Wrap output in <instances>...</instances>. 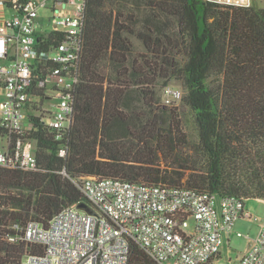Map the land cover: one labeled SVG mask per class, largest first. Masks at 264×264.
<instances>
[{"label": "trees", "instance_id": "1", "mask_svg": "<svg viewBox=\"0 0 264 264\" xmlns=\"http://www.w3.org/2000/svg\"><path fill=\"white\" fill-rule=\"evenodd\" d=\"M65 40L51 31L37 47ZM57 66L41 58L32 66L30 94L41 99L31 103L20 137L34 142L36 169L0 167V264L42 252L9 237H21L31 220L46 225L65 206L85 203L74 182L83 176L264 199V6L85 0L83 50L64 71L77 79L72 121L59 132L43 112ZM172 79L183 88L178 106L162 102ZM186 109L193 140L182 125ZM127 264L157 263L132 244Z\"/></svg>", "mask_w": 264, "mask_h": 264}, {"label": "built area", "instance_id": "2", "mask_svg": "<svg viewBox=\"0 0 264 264\" xmlns=\"http://www.w3.org/2000/svg\"><path fill=\"white\" fill-rule=\"evenodd\" d=\"M0 3L4 11H13L0 14V89L4 96L0 125L6 131L0 135V167L35 170L34 142L20 137L27 128L31 103L41 99L30 94L32 66L36 58L58 64L48 82L54 79L59 102L45 121L59 132L72 121L71 90L77 79L64 71L75 67L83 50L85 0ZM70 4L72 9L67 10ZM41 7L53 12V27L47 33L37 31ZM51 31L64 33L66 40L43 51L37 47L38 38ZM180 98V91L163 87L164 104L172 105ZM74 182L88 209L68 205L46 225L29 221L21 237L9 239L39 244L43 250L26 252L11 264H127L132 244L157 264H212L231 233L247 237L235 230L236 221L256 219L245 208L244 199L235 195L96 176ZM236 264H264V217Z\"/></svg>", "mask_w": 264, "mask_h": 264}, {"label": "rangeland", "instance_id": "3", "mask_svg": "<svg viewBox=\"0 0 264 264\" xmlns=\"http://www.w3.org/2000/svg\"><path fill=\"white\" fill-rule=\"evenodd\" d=\"M254 4L257 7H261L263 4L262 0H254ZM264 6V5H263ZM59 9H62L61 6H58ZM67 10L72 9V5L66 7ZM138 13L143 11V8L136 9ZM12 10L6 9V14H12ZM52 15L53 12L48 7H41L38 10L37 17V31L47 33L52 27ZM132 41L135 44L137 50H141V43L136 39L132 38ZM54 79H51L47 84L46 94L47 98L43 99V112L45 116H49V112L53 111L56 105L59 102V98L56 97L55 92L52 91V88L55 86ZM173 89L180 91L181 95L183 94V88L179 81L170 80L168 83ZM161 93V92H160ZM4 101V96L2 90L0 89V103ZM179 101L172 104V106H178ZM182 125L185 133L189 136L190 139L196 138V130L193 122L191 112L189 110L181 111ZM245 208L252 213L256 219L247 221L244 219H238L235 223V230L240 231L245 236H237L235 232L231 233L228 237V241H225L221 247L218 257L213 261L212 264H236L238 257H240L249 247V241L253 239L258 231V225L264 217V199H255L247 198L244 200ZM191 223V221H190Z\"/></svg>", "mask_w": 264, "mask_h": 264}, {"label": "crops", "instance_id": "4", "mask_svg": "<svg viewBox=\"0 0 264 264\" xmlns=\"http://www.w3.org/2000/svg\"><path fill=\"white\" fill-rule=\"evenodd\" d=\"M213 1L223 2V3H231V4H239V5H248V4L250 5V4H252V5L256 6V4H254V0H213ZM262 2H263V0H262ZM263 5H264V3L261 6H263ZM3 12H5V11H4V9H2L1 3H0V14Z\"/></svg>", "mask_w": 264, "mask_h": 264}, {"label": "water", "instance_id": "5", "mask_svg": "<svg viewBox=\"0 0 264 264\" xmlns=\"http://www.w3.org/2000/svg\"><path fill=\"white\" fill-rule=\"evenodd\" d=\"M78 207L88 209L85 203H80Z\"/></svg>", "mask_w": 264, "mask_h": 264}]
</instances>
